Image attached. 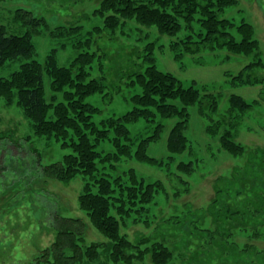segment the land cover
<instances>
[{"label":"rangeland","instance_id":"obj_1","mask_svg":"<svg viewBox=\"0 0 264 264\" xmlns=\"http://www.w3.org/2000/svg\"><path fill=\"white\" fill-rule=\"evenodd\" d=\"M101 2L0 0V26L4 25L8 34L23 35L28 29L14 19L19 8L46 21L32 37L35 54L6 61L0 66V78L9 77L27 61L44 63L53 50L62 66H70L80 52H95L94 62L87 67L90 78L105 77L106 87L88 96L87 101L99 109L94 116L98 124L134 108L132 96L141 91L132 85L135 73L145 71L152 63L176 75L185 87L196 85L201 89L202 101L188 109V146L184 152L175 154L168 148L169 133L180 119L157 115L154 121L142 118L128 127L135 151L139 141L154 133L157 123L165 125L160 139L148 148V153L161 159L162 164L125 156L114 161L115 168L111 163L100 164L101 170L121 175L125 181L126 172L133 168L147 182L162 184L150 204L125 219L122 234L133 242L148 240L141 248L155 241L164 242L175 253L173 262L177 264H264V66L249 67L264 63V0H237L223 13L237 24L254 25L260 45L251 54L201 45L195 53L185 52L176 47V41L185 37L187 30L171 36L135 19L123 21L112 31L97 11ZM77 26L80 28L76 31L56 34L58 28ZM190 44L193 50L199 47ZM241 72L245 81L237 78ZM44 79L51 94V80L46 73ZM206 93L217 96L216 110H211ZM234 94L251 104L246 112L231 106ZM0 131H14L13 138L0 140V218L11 217L13 223L24 226L28 221L34 225L43 222L53 211L80 216L88 223V242L103 244L101 260L106 264H155L150 253L132 263L108 258L109 239L92 226L79 205L86 178L79 174L62 181L48 178L43 172L44 166L61 161L72 147L63 146L54 135H38L23 109L17 104L7 105L1 96ZM228 131L243 148L241 154L224 147L222 137ZM110 136L114 138V132ZM98 150L117 151L110 139L101 141ZM181 162H192V172L180 171ZM46 225L33 227L42 247L55 237L54 230Z\"/></svg>","mask_w":264,"mask_h":264},{"label":"trees","instance_id":"obj_2","mask_svg":"<svg viewBox=\"0 0 264 264\" xmlns=\"http://www.w3.org/2000/svg\"><path fill=\"white\" fill-rule=\"evenodd\" d=\"M236 4L237 0H102L97 11L104 16L105 27L112 31L130 19L146 27L156 26L160 33L171 36L185 29L186 36L176 41V47H182L185 52L195 53L201 46H215L251 54L260 45L255 38L254 25L248 22L237 24L223 15L227 8ZM14 19L28 29L25 34L16 35L8 34L7 28L0 26V66L20 55L33 56L36 48L32 37L39 33L40 24L46 22L23 8L16 10ZM79 28H58L56 34H66V31L73 32ZM190 43L199 47L193 50ZM96 56L95 52H80L70 66H62L53 50L44 63L35 59L27 61L9 77L0 78V96L7 105L17 104L23 109L38 135H54L63 141V146L72 147L71 153L65 154L61 161L44 166L43 172L48 178L62 181H69L79 174L86 178L79 205L92 226L109 239L106 244L108 258L132 263L150 253L155 264H177L173 262L175 253L164 242L155 241L141 248L148 240L133 242L121 231L125 219L150 204L162 190V184L159 181L147 182L133 168L126 172L128 180L125 181L121 175L113 176L101 170L100 164L111 163L115 168L114 161L123 156L162 164L161 159L148 153V148L160 139L165 125L157 123L154 133L139 141L135 151L130 143L128 127L129 123L142 118L154 121L157 115L180 119L169 133L168 148L175 154L184 152L188 146V109L202 101L201 89L196 85L185 87L176 75L159 70L152 63L145 71L135 73L132 85L141 91L132 96L134 108L120 117H110L98 124L94 116L99 109L87 101L88 96L102 92L106 87L105 77L90 78L87 67ZM256 63L249 67L264 66L263 61ZM45 73L51 80V94L46 90ZM237 78L245 81L244 72ZM205 95L211 110H216L219 104L217 96L212 93ZM230 101L231 106L241 112L251 107L238 94L232 95ZM111 132H114V138H111ZM9 137H14V131H0V140ZM106 139L113 142L116 152L98 150L101 141ZM222 143L233 154L239 155L243 151L231 139L229 131L223 134ZM178 169L189 174L193 164L181 162ZM11 220V217L6 220L0 218V264H106L101 260L103 244L87 240L88 223L83 217L53 211L36 225L28 221L22 226ZM47 222L51 223L50 226ZM45 225L47 229L54 230L55 237L49 245L42 247L34 237L33 227Z\"/></svg>","mask_w":264,"mask_h":264}]
</instances>
